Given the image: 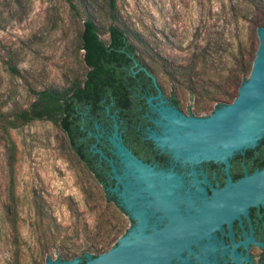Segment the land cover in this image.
Segmentation results:
<instances>
[{
  "label": "rangeland",
  "instance_id": "1",
  "mask_svg": "<svg viewBox=\"0 0 264 264\" xmlns=\"http://www.w3.org/2000/svg\"><path fill=\"white\" fill-rule=\"evenodd\" d=\"M107 3L0 0V112L27 107L32 91L82 79L78 35L90 17L105 41L115 23L181 106L207 115L236 95L255 56L256 27H264V0H115L112 13ZM9 134L14 199L11 210L0 134V264H44L46 257L67 260L112 246L129 220L106 200L58 126L34 120Z\"/></svg>",
  "mask_w": 264,
  "mask_h": 264
},
{
  "label": "water",
  "instance_id": "2",
  "mask_svg": "<svg viewBox=\"0 0 264 264\" xmlns=\"http://www.w3.org/2000/svg\"><path fill=\"white\" fill-rule=\"evenodd\" d=\"M258 45L248 76L241 80L237 93L228 103H220L204 116L184 115L171 106L163 107L164 96L153 102L146 99L153 122L161 130L147 132L148 140L176 157L185 160L222 159L228 162L237 150H258L264 141V27L257 26ZM148 75L154 82L150 73ZM161 106V107H158ZM97 128V125L95 124ZM99 136L102 135L100 132ZM115 164L99 148H91L104 159L107 186L118 205L134 223L103 252L84 253L67 260L46 257L44 264H183L187 255L203 243H211L215 253L218 235L227 226L236 264H245V249L237 240V223H251L253 210L264 208V168L255 170L228 185L211 197L206 193L200 206L179 194L180 180L173 172L154 170L136 158L124 146L113 118L111 133L106 136ZM186 202L191 212L182 214L179 204Z\"/></svg>",
  "mask_w": 264,
  "mask_h": 264
},
{
  "label": "flooded vegetation",
  "instance_id": "3",
  "mask_svg": "<svg viewBox=\"0 0 264 264\" xmlns=\"http://www.w3.org/2000/svg\"><path fill=\"white\" fill-rule=\"evenodd\" d=\"M137 63L142 62L138 61ZM139 68L137 67L132 71L135 72ZM149 73L154 78V82L152 79L148 82L141 75L133 74L135 81L130 85V96L133 102L131 124L125 123L116 114L115 108L110 111L108 105H104L103 118L98 116L89 118L86 109H77L80 115L79 129L85 131L84 137L92 138L86 142L87 146L84 149L90 153V156H94V163L97 164V169L106 175V181L112 180L108 176V166L97 152L91 151V148H99L106 156L112 157L117 166L119 165V160L110 152V144L106 139V136L111 133L113 118L118 125V134L124 146L136 158L151 165L155 171L163 170L165 173L171 171L178 176L180 180L179 194L183 199L187 197L192 204L197 206L201 205L203 196L206 201V193L211 197L214 192L213 188L218 192L224 186L227 178H229L228 185H231L232 180L236 181L255 170L264 168V141H257L258 150L245 152L243 149L237 150L228 162L222 159H209V163H207L202 158L185 160L183 157H176L167 147L161 149L153 141L148 140V131L155 129L160 132L161 130L152 121L154 118L146 102L149 97L153 102L163 95L165 104L161 106L168 108L173 106L187 116H204L188 108H183L177 91L174 88L166 90L158 78L153 73ZM100 132L102 133L101 136L98 135ZM84 137H79V139L82 140ZM110 195L114 196L119 210L127 216L129 220L128 229L134 220L118 205L115 194ZM179 208L182 214L192 211V208L184 201L180 202ZM237 240L245 249V264H264V208L253 210L251 223L246 218L237 223ZM175 264L180 263L175 262ZM183 264H236L227 226L224 234L218 235L215 253L211 252V243H203L187 255Z\"/></svg>",
  "mask_w": 264,
  "mask_h": 264
},
{
  "label": "trees",
  "instance_id": "4",
  "mask_svg": "<svg viewBox=\"0 0 264 264\" xmlns=\"http://www.w3.org/2000/svg\"><path fill=\"white\" fill-rule=\"evenodd\" d=\"M107 4L109 12L112 13L115 10V0H108ZM70 7L74 8L71 3ZM106 32L108 37L105 41L99 37L94 21L90 17L84 18L78 35V46L82 50V61L86 68L82 79L75 78L67 87L61 89L43 88L32 91L33 99L27 107L0 112V134L6 149L9 209L12 210L14 199L13 171L16 148L9 130L34 120H48L58 126L64 133L69 148L102 186L106 200L113 202L120 209L114 196L106 189L107 185L112 184V180H105L106 175L97 169L94 156H90L84 149L86 142L92 138L84 137L85 131L79 129L80 115L77 109H86L89 118H103L104 105H108L110 111L115 108L116 114L125 123L131 124L133 102L130 85L135 81L133 74L141 75L148 82L151 77L148 75V68L143 63H137L140 59L136 48L125 32L115 23H109ZM137 67L140 68L132 71ZM79 137L84 138L80 140ZM9 221L11 229L16 233L15 220ZM84 253L79 255L80 263L85 259ZM96 254L98 252L92 253Z\"/></svg>",
  "mask_w": 264,
  "mask_h": 264
}]
</instances>
